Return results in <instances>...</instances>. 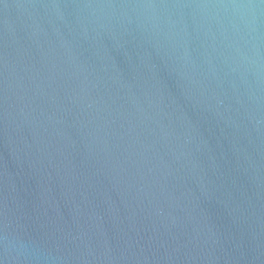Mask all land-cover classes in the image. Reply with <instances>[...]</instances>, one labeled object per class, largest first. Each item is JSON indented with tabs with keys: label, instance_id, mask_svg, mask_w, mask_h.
<instances>
[{
	"label": "water",
	"instance_id": "water-1",
	"mask_svg": "<svg viewBox=\"0 0 264 264\" xmlns=\"http://www.w3.org/2000/svg\"><path fill=\"white\" fill-rule=\"evenodd\" d=\"M0 264H264V0H0Z\"/></svg>",
	"mask_w": 264,
	"mask_h": 264
}]
</instances>
